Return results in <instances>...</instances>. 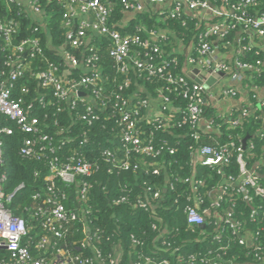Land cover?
Segmentation results:
<instances>
[{"label":"trees","instance_id":"obj_1","mask_svg":"<svg viewBox=\"0 0 264 264\" xmlns=\"http://www.w3.org/2000/svg\"><path fill=\"white\" fill-rule=\"evenodd\" d=\"M110 1L112 10L108 19L109 28L126 35L137 34L136 29L141 27L157 32L163 30L172 34L167 36L166 41L156 43L164 56L172 53L176 42L183 45L194 44L197 34L204 25L202 22L191 19L184 12L180 18L169 19L159 17L157 13H150L148 10L136 14L132 20L123 24L124 13L121 6L116 0ZM208 2L214 8L227 10L229 13L228 8L224 7V0H208ZM237 2L238 0H229L230 5ZM40 5L43 14L37 20L30 16L25 7L13 5L8 9L4 0H0V20L13 19L18 26L15 34L12 35V42L38 39L41 48L40 55H36L33 59L27 56L25 59L30 63V71L16 82L13 98L21 101L23 108H27L30 103L33 104L32 115L39 119L43 130L52 138H55L54 134L60 129L76 137L78 143L74 142L66 146L62 152L57 153L59 157H71L75 154L76 158L80 157L84 161L97 164L96 172L91 177L83 178L84 182L91 185L88 192L89 201L86 207H83L88 210L87 214L82 219L71 222L64 236L54 238L51 245L64 248L74 256L92 260L96 262L95 264H100L101 260L102 264H109L116 258L115 264H144L145 258L153 259L155 263L166 260L168 264H214V262L217 264H264V200L257 197L249 205L241 196L234 195L232 203L222 201L220 208L213 211L210 218L204 214L206 221L204 226H189L185 215L187 207L196 205L192 186L185 182V179L201 181L202 185L196 197L201 195L205 197L198 209L202 212L209 208L213 202L211 196L218 187L221 184H223L222 187H228V178L237 179L240 176L241 169L237 163L238 155L235 150L237 147L242 150L246 169L253 171L260 182H264V132L261 128L263 120L256 114H249L242 118L239 125L232 126L229 122L216 117L207 105L202 104L203 117L212 121V126L217 130L216 133L205 132L200 127V141L196 142L191 138L187 124L180 126L176 124L167 129L159 128L156 124H148L146 131L158 154L148 158L147 169L141 164L136 172L129 170L109 174L108 165L102 160L100 151L112 148L110 140L112 136L114 139L118 131L110 111L96 112L98 119L95 123L88 125L79 119V115L85 112L84 103L78 104L75 110H68L63 104V111L58 112L56 106L42 107L38 100L34 101L45 93L51 97V93L39 85L35 74L46 71L50 64H56L60 71L69 69L66 60L62 57L63 52L79 63H83L85 56L88 55L82 51V48L74 49L67 44L61 23V8L49 0H41ZM246 12L253 18L264 14V0H256V4L248 7ZM213 21H217V18ZM238 28L231 30L224 40L218 41L219 45L225 41L231 42ZM5 44V38L0 35L1 80L7 78L10 73L8 61L11 51L6 49ZM96 44V49H99L97 63L102 75L109 80V82L101 83V86L104 87V91L106 89L112 91V78L119 84L125 76L116 72L114 62L108 55L110 42L106 39ZM24 56L26 57V54ZM171 56L178 60L175 72L184 74V58L175 53ZM260 58L261 54H255L253 50L244 51L238 57L242 63L249 65H254ZM250 71L255 83L263 82L262 74L258 75L255 71ZM70 72L71 77L77 80L90 74L83 68L73 69ZM133 75L129 73L130 78ZM139 82L143 84L149 99L156 98L157 90L165 91L166 83L159 78L148 79V81L139 80ZM23 86L29 89L26 97H20L19 89ZM133 88L130 87L123 94H130ZM163 94L171 100L174 118L176 117V121L180 122L183 115L178 110H183L186 102L175 93L163 92ZM205 94L206 92L204 96ZM81 96L85 97V95ZM86 100L85 104L88 105ZM239 112L235 111V115L237 116ZM5 123L12 128V134L3 137L4 169L7 172V184L4 190L10 193L15 187L23 184V189L15 195L13 205L18 204L16 214L29 221L25 208L31 203L33 193H42V190H45L47 167L44 161L25 159L20 156L22 140L27 136L20 133L12 122ZM85 137L87 143L81 146L79 141ZM200 144L213 147L227 145L226 161L218 167L194 166L193 154ZM170 150H173L172 154ZM58 185L65 195V198L61 199L62 204L67 211L71 210L75 202V186H63L61 183ZM148 187L152 192L159 190L162 198L156 200L146 210L135 208L133 203L136 199L148 198L146 190ZM122 197H126L127 201L117 203L116 200ZM228 208L231 210L233 222L240 223L239 237L242 238L246 232L253 237H258L261 251L249 249V246H246L247 242L243 246L240 245L239 238H235L231 229L224 225V215ZM254 209L261 213L252 221L250 215ZM217 216L222 220L218 222ZM41 232L39 225L29 232L26 241L32 243L30 248L33 247V243ZM219 233H221L220 237L216 238ZM133 240L136 241L135 244ZM32 252L35 256L41 255L33 249ZM256 256L261 258L259 262L255 259ZM0 264H13L10 252L3 248H0Z\"/></svg>","mask_w":264,"mask_h":264},{"label":"built area","instance_id":"obj_2","mask_svg":"<svg viewBox=\"0 0 264 264\" xmlns=\"http://www.w3.org/2000/svg\"><path fill=\"white\" fill-rule=\"evenodd\" d=\"M40 1L4 0V3L8 9L13 5L25 7L32 18L39 20L38 18H41L43 14ZM116 1L124 13L123 24L134 18L133 16L128 18V15L142 13V1H147L157 6H168L166 10L159 11L157 15L169 19L180 18L184 12L183 6H185L191 12L190 18L195 19L196 22H202L204 25L196 36V42L192 44V54L185 59V65H197L199 68L197 75L189 77L188 74L175 72L178 60L171 56L174 50L172 49V53L164 56L156 44L166 41L167 36L145 27L137 28V34L134 35L121 34L109 28L108 19L112 10L110 0H49L61 8V23L69 47L82 48V51L88 55L85 56L83 63H79L75 58L63 52L62 57L66 60L69 69L60 71L56 64H50L46 71L35 74L39 85L45 91L50 92L51 97L45 93L34 101L38 100L42 107L56 106L58 112L63 111V104L67 106L68 110H75L78 104L84 103L85 112L79 115V119L88 125L95 123L98 119L96 112L110 111L118 131L115 133L114 139L112 136V140H110L112 148L100 151L102 160L108 165L109 174L114 172L118 174L120 171L129 170L136 172L141 164L147 169L148 158L158 154L146 131L148 124H156L159 128L165 129L174 127L176 124L178 126L187 124L191 138L199 142L201 137L200 122L204 120L201 105L205 98L204 93L209 89L206 82L214 73H220L226 69L221 64L214 63L213 42L224 40L228 33L236 27L242 31L264 37V14L253 18L246 12L248 7L256 4V0H238L237 3L231 5L229 0H224V7L228 8L229 13L227 10L214 8L208 0ZM198 11L206 12L210 16L209 20L205 21L204 18H200L197 15ZM214 18H217V21H213ZM16 27L18 28L13 19L0 20V35L5 38L6 49L11 51L8 61L9 76L4 80L0 79V248L10 252L13 264H95L96 262L94 263L92 260L74 256L64 248L51 245L54 238L64 236L71 222L82 219L87 214L88 210L83 207H86V203L89 201L88 192L91 185L84 182L83 178L91 177L97 170V164L84 161L80 157L76 158L75 154L71 157H59L57 153L62 152L66 146L68 147L74 142L78 143L76 137L66 134L60 129L54 134L55 138H52L43 130L39 119L32 115L33 104L30 103L27 108H23L21 101L13 98L16 82L30 71V63L25 59L27 56L33 59L36 55L41 54L38 39L12 42V35L15 34ZM94 39L95 42H93ZM106 39L110 42L108 55L114 62L116 72L125 76L119 84L112 78V91H107V89L104 91V87L101 86V83L109 82V80L102 75L97 63L99 49H96V43ZM222 46L228 47L231 46V43L225 41ZM259 64L260 61L257 60L254 66H250L236 58L234 78L239 79L238 71L240 69L259 73L260 70L255 69ZM78 68H83L90 74L82 76L79 80L72 78L70 71ZM130 72L134 74L131 78L129 77ZM152 78H159L166 83L164 93H175L186 102L185 108L178 110L183 115L180 122L176 121V117L174 118L172 102L163 92L157 90L156 98L149 99L148 93L145 92L143 84H140L139 80L148 81ZM130 87H134L132 92L124 95V91ZM19 90L20 97H26L29 94V89L26 86ZM81 95H85V97ZM221 95L231 99L236 96V91L226 88ZM85 100L89 103L88 105L85 104ZM110 103L112 105L106 108ZM153 105H156L155 108ZM228 112L229 119L226 122L232 126L239 125L242 118L249 115L246 110H241L237 116L235 111ZM107 118L111 119V117ZM6 121L15 124L17 130L27 136L22 140L19 149L20 156L25 159L44 161L47 167L45 190H42V193H33L31 203L25 208L29 215V221L18 216L16 210L19 206L17 208L18 204L13 205L15 195L23 189V184L15 187L10 193H6L4 190L7 184V172L4 169L3 137L12 134V128L5 123ZM211 126L209 125V127ZM57 138L59 139L57 140ZM86 143V137L79 141L81 146ZM235 150L238 155L237 163L241 169L240 176L237 179L228 178V187L217 189L218 195L215 198L211 196L213 202L209 208L202 212L198 209L205 197L202 195L196 197V193L202 185L201 181L185 179V182L192 186L196 203L185 210L186 222L189 226H204L206 223L204 214L210 218L212 212L220 208L222 201L232 203L234 195L241 196L249 205L257 197L264 200V182H260L253 171L246 169L240 147ZM172 153L173 150H170V154ZM227 155V145L213 147L200 144L198 150L193 154L192 163L194 166L218 167L226 161ZM60 183L63 186H75V202L71 210L67 211L61 202L65 195L58 185ZM146 190L148 198L136 199L133 203L135 208L146 210L148 206L162 198L159 190L152 192L149 187ZM126 201V197L116 200L117 203ZM259 213L261 212L254 209L250 215L251 220L253 221L260 215ZM217 218L219 217L217 216ZM220 220L222 219L220 218ZM223 223L228 229H231L235 238H239L240 245L243 246L247 242L246 246H249V249L261 251L258 237H253L249 232H246L242 238L239 237L240 223L233 222L230 208L225 212ZM37 225L41 227L42 232L38 234L33 247L30 248L32 243L27 242L26 238ZM220 235L221 233L217 234L216 238H219ZM132 242L136 243L134 240ZM32 249L41 255L35 256ZM222 250L224 249L222 248ZM256 257L255 259L259 262L261 258ZM116 262L117 258L112 259L109 264ZM155 262L153 259L145 258L144 264H168L166 260ZM100 264H102V260Z\"/></svg>","mask_w":264,"mask_h":264},{"label":"crops","instance_id":"obj_3","mask_svg":"<svg viewBox=\"0 0 264 264\" xmlns=\"http://www.w3.org/2000/svg\"><path fill=\"white\" fill-rule=\"evenodd\" d=\"M143 11L147 10L150 13H158L159 11L166 10L168 6H157L151 4L147 1H142ZM184 13L190 15L191 12L183 6ZM197 15L200 18H204L205 21L209 20V15L206 12L198 11ZM131 16L135 17L136 14L128 15V18ZM160 35L170 36L171 33L165 32L163 30L159 31ZM234 39L231 40V46L223 47L219 45V42L215 40L213 42L214 46V63H219L222 66L226 67L225 70L220 71V73H214L206 82V86L209 87L205 94V98L202 100L203 105H207L218 118H221L226 122L229 115L228 111H241L246 110L250 115L256 114L259 118L263 120L261 128L264 132V37H259L253 33L242 31L238 28L235 31ZM175 54H179L184 58V74H188L189 77L197 75L199 68L197 65L188 66L185 65L186 57L192 54V45H183L176 42V45L172 48ZM253 50L255 54H261L260 64L255 67L259 69L260 72L256 73L258 75H263L262 83H255L250 74V70L240 69L238 71L239 79L234 78L235 74V61L239 57L240 53L244 51ZM256 63V62H255ZM255 65V64H254ZM250 65V66H254ZM250 71V72H249ZM229 88L236 91V96L229 99L224 98L221 93L224 89ZM154 108L156 105H153ZM211 126V120L205 119L200 122V127L205 132L216 133L214 127ZM222 185L218 189L222 188ZM218 195L216 190L214 198ZM217 221H220V218H217Z\"/></svg>","mask_w":264,"mask_h":264},{"label":"rangeland","instance_id":"obj_4","mask_svg":"<svg viewBox=\"0 0 264 264\" xmlns=\"http://www.w3.org/2000/svg\"><path fill=\"white\" fill-rule=\"evenodd\" d=\"M258 235V233H256Z\"/></svg>","mask_w":264,"mask_h":264}]
</instances>
